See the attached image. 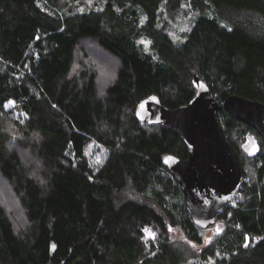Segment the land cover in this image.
<instances>
[{"label":"trees","instance_id":"16d2710c","mask_svg":"<svg viewBox=\"0 0 264 264\" xmlns=\"http://www.w3.org/2000/svg\"><path fill=\"white\" fill-rule=\"evenodd\" d=\"M74 1L0 0V264H264V149L249 180L239 144L248 132L264 143L260 133L219 111L245 181L200 228L163 163L188 158L187 146L138 115L150 96L188 104L196 77L222 105L233 94L264 103V0ZM184 2L195 20L178 42L167 14ZM84 54L98 66L79 62ZM12 101L25 122L6 111ZM92 140L108 151L97 169Z\"/></svg>","mask_w":264,"mask_h":264},{"label":"water","instance_id":"95a60500","mask_svg":"<svg viewBox=\"0 0 264 264\" xmlns=\"http://www.w3.org/2000/svg\"><path fill=\"white\" fill-rule=\"evenodd\" d=\"M195 86L197 93L188 104L172 109L150 96L140 103L138 115L150 122H165L184 141L188 158L170 153L163 163L180 183L195 224L208 228L237 201L245 181L243 163L218 113L224 106L232 119L247 123L264 138V103L233 94L222 105L204 80L196 77Z\"/></svg>","mask_w":264,"mask_h":264},{"label":"rangeland","instance_id":"374dc122","mask_svg":"<svg viewBox=\"0 0 264 264\" xmlns=\"http://www.w3.org/2000/svg\"><path fill=\"white\" fill-rule=\"evenodd\" d=\"M67 1V0H62ZM91 1V0H90ZM75 3L79 4L80 2L74 1ZM167 31L169 34L178 42L182 41L186 35V33L191 29L193 22L195 20V12L193 9L190 8L189 4L187 2H184L182 5L181 10L175 13L167 14ZM148 40H145V44L147 46ZM93 55V54H92ZM79 62H84V64L88 66H92L93 68H96L98 66V61H96L95 58L87 57V54H84L82 58H80ZM98 60V59H97ZM100 61V60H99ZM102 62L105 64H109L110 62L108 60H102ZM101 62V63H102ZM100 63V62H99ZM101 66V64H99ZM100 69V68H99ZM100 71V70H99ZM103 69L101 68L100 73ZM99 73V72H98ZM100 79L103 77V79L107 76L105 74H99ZM6 111L11 112L13 117L20 120L22 123L25 122L27 115L21 110L20 106L12 101L6 104ZM7 124V131H11L13 123L11 121H6ZM14 127V126H13ZM241 153L243 156V159L246 161L245 168L248 172V179L254 180L255 179V171L252 165L250 164V160H252V157L258 152L264 149V143L262 138H260L255 132H248L245 141H239ZM86 154L87 158L89 159V162L91 163L92 167L97 169L107 158L108 151L106 148H104L102 145L98 144L96 141L92 140L88 144L86 148ZM248 162V164H247ZM3 187V186H2ZM0 187V192L2 191L3 195H8L5 189ZM7 189V188H6ZM8 190V189H7ZM7 193V194H6ZM12 202V201H11ZM15 215L17 216V207L13 206ZM19 216V215H18ZM17 216V217H18ZM23 224V223H22ZM220 230L219 226L212 227L206 234L208 237H212L215 233H217ZM170 237L171 240L176 244H188L186 236L184 235L182 229L180 227H172L170 228Z\"/></svg>","mask_w":264,"mask_h":264},{"label":"snow or ice","instance_id":"6c2138e0","mask_svg":"<svg viewBox=\"0 0 264 264\" xmlns=\"http://www.w3.org/2000/svg\"><path fill=\"white\" fill-rule=\"evenodd\" d=\"M145 231H147V229Z\"/></svg>","mask_w":264,"mask_h":264}]
</instances>
